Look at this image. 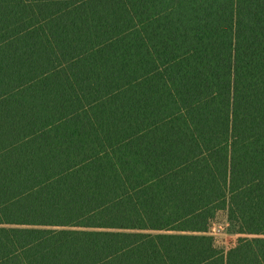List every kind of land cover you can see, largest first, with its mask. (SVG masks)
Listing matches in <instances>:
<instances>
[{"label":"trees","instance_id":"1","mask_svg":"<svg viewBox=\"0 0 264 264\" xmlns=\"http://www.w3.org/2000/svg\"><path fill=\"white\" fill-rule=\"evenodd\" d=\"M0 264H264V0H0Z\"/></svg>","mask_w":264,"mask_h":264},{"label":"rangeland","instance_id":"2","mask_svg":"<svg viewBox=\"0 0 264 264\" xmlns=\"http://www.w3.org/2000/svg\"><path fill=\"white\" fill-rule=\"evenodd\" d=\"M213 227L218 242H232L236 234V227L233 222L227 219L224 211L218 212Z\"/></svg>","mask_w":264,"mask_h":264}]
</instances>
